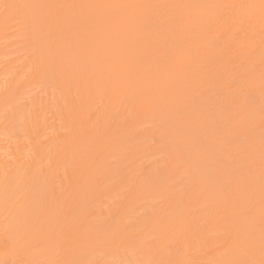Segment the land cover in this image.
I'll return each mask as SVG.
<instances>
[{"label": "bare ground", "instance_id": "bare-ground-1", "mask_svg": "<svg viewBox=\"0 0 264 264\" xmlns=\"http://www.w3.org/2000/svg\"><path fill=\"white\" fill-rule=\"evenodd\" d=\"M0 264H264V0H0Z\"/></svg>", "mask_w": 264, "mask_h": 264}]
</instances>
